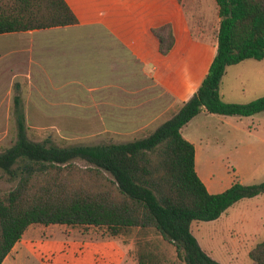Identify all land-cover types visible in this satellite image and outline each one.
<instances>
[{
	"label": "trees",
	"instance_id": "obj_1",
	"mask_svg": "<svg viewBox=\"0 0 264 264\" xmlns=\"http://www.w3.org/2000/svg\"><path fill=\"white\" fill-rule=\"evenodd\" d=\"M214 2L216 51L204 78L190 98L140 135L95 144L37 141L29 137L20 98L14 97L15 141L0 149V182L8 184L0 189V264L30 225L51 224L96 227L100 238L129 237L136 264H218L201 249L191 223L215 220L238 200L264 195V181L235 178L210 192L181 128L203 111L240 117L264 111V95L234 103L220 92L228 66L264 59V0ZM78 23L65 0H0V34ZM151 32L167 54L174 43L171 24ZM248 256L252 264H264V239Z\"/></svg>",
	"mask_w": 264,
	"mask_h": 264
},
{
	"label": "crops",
	"instance_id": "obj_2",
	"mask_svg": "<svg viewBox=\"0 0 264 264\" xmlns=\"http://www.w3.org/2000/svg\"><path fill=\"white\" fill-rule=\"evenodd\" d=\"M65 1L77 16L78 24L0 34V129L12 121L15 124L12 109L14 97L18 96L26 125L27 113L82 112L79 107L92 106L89 111L108 114L103 118L107 122L103 121L98 129L111 130L112 121L118 117L112 114L130 111L121 109L128 103H120L119 93L122 97L133 95L134 86L131 89L129 83L134 76L142 79L138 90L148 92L150 81L161 89L169 98L165 107L169 110L176 102L192 96L215 54L216 40L200 41L193 37L189 13L182 8L183 0ZM166 23L172 26L174 43L167 54H162L151 28ZM232 66L226 68L221 82ZM200 114L218 115L204 111ZM157 115L135 120L128 130L138 131L152 122L157 126L161 123L154 124ZM198 115L181 128L182 135L194 145L195 167L201 159L216 160L228 152L220 146L209 147L207 142L204 147L197 141L189 126ZM216 117L214 127L221 138H241L244 144L247 140L248 146L254 145L258 137L252 126L244 123L245 117ZM245 172L252 174L253 167ZM203 182L210 190L211 182ZM42 227L45 226H29L25 230L29 237L23 239L22 235L2 264H89L86 263L88 258L91 264H136L114 240L83 243L43 239L39 236ZM65 242H69L70 254L63 249Z\"/></svg>",
	"mask_w": 264,
	"mask_h": 264
},
{
	"label": "rangeland",
	"instance_id": "obj_3",
	"mask_svg": "<svg viewBox=\"0 0 264 264\" xmlns=\"http://www.w3.org/2000/svg\"><path fill=\"white\" fill-rule=\"evenodd\" d=\"M182 4L183 10L189 13L192 32L199 37L200 41L205 39L213 42L219 23L214 0H183ZM66 35L71 37V35ZM247 62L242 65H233L228 69L227 75L220 85V92L224 101L247 103L264 95V59L260 61L248 59ZM141 81L139 76H134V80L129 83L131 89L134 86L132 96L127 94L129 96L122 97L119 93L120 103H128L126 107H121V109L130 111L112 114V117H118L112 121L113 129L111 130L98 129L100 125L102 126L103 121L107 122L103 118L108 114L91 112L89 110L93 107L88 106L79 107V110H83L82 112L39 111L27 113L29 118L27 122L28 135L31 139L37 141L49 139L58 145L121 142L130 139L134 134L140 135L143 130L155 125L152 122L147 128L129 131L135 120L159 113L154 124L160 123L171 114L173 107L176 108L175 105L180 102H176L171 109L166 110L165 107L169 98L165 93L153 85L152 81H150L148 92L144 89L138 90L137 88L141 87ZM119 92L122 91L119 90ZM216 116L221 115L200 114L189 126L202 146L207 147L205 145L207 142L209 147L220 146L228 151L219 159L205 158L197 162L195 169L198 175L204 181L211 182L209 191L219 192L225 189L235 178L244 184L264 181V111L243 119L244 123H249L252 126L255 135L258 137L255 139L254 145L250 146H248L247 140L244 144L241 138L237 140L221 138L219 131L214 127V123L218 121ZM15 127L12 121L6 128L0 129V149L15 141ZM222 142L224 144H220ZM250 167H253V173L247 174L245 169ZM6 188H8V184L1 181L0 189ZM43 226L45 227H42L44 229L39 234L40 238L43 237V239L78 240L83 241V243L87 240H114L125 251L127 257L134 261L131 238L129 237L100 238L102 230L96 227H71L60 224ZM190 229L201 249L216 260L218 264H252L248 251L257 242L264 239V195L240 199L227 208L217 219L194 221L191 223ZM27 237L29 235L26 231L22 238L27 239ZM65 243L63 249L69 253L67 248L69 242ZM53 255L57 256L56 252H53ZM49 257L53 258V256ZM167 258L171 260L174 258L172 249L167 251ZM65 259L69 261L68 257ZM86 263L91 264L89 258Z\"/></svg>",
	"mask_w": 264,
	"mask_h": 264
}]
</instances>
